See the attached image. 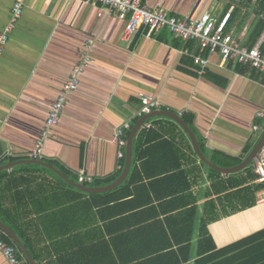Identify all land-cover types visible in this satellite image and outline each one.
I'll return each instance as SVG.
<instances>
[{"label":"crops","instance_id":"obj_1","mask_svg":"<svg viewBox=\"0 0 264 264\" xmlns=\"http://www.w3.org/2000/svg\"><path fill=\"white\" fill-rule=\"evenodd\" d=\"M17 1L23 5L22 14L0 55V168L4 167L0 169V221L16 234L34 261L127 264L136 254L148 257L152 247L133 248L123 235L155 219L166 229L174 228L176 221L169 222L170 226L166 219L188 209L177 211L176 203L167 204L172 199H186L196 207L193 231L179 238L182 245H190L184 264H203L198 263L202 259L204 264L246 261L249 256L241 252L233 257L216 252L264 228V205L256 202L261 183L253 161L230 173L212 169L170 115L147 117L133 139L126 178L136 167L134 176H141L142 182L135 192L142 201L153 199L150 206L131 207L132 199L125 206L117 202L97 205L91 194L110 192L124 181L109 191L87 193L50 167L77 184L100 187L113 183L112 178L118 173L120 177L126 164L129 134L147 114H139L143 95L160 102L153 112L169 111L181 117L210 162L221 168L235 167L248 157L264 132V118L256 116L264 108L263 73L239 71L238 66L247 65L225 59L220 52L210 53L197 40H180L167 27L149 33L141 26L125 40V20L87 0H0V31ZM258 2L142 0L147 7L177 17L193 19L209 12L247 48ZM88 42L91 62L80 73L60 122L44 144L42 158L27 157ZM198 56L207 60L201 71L195 61ZM124 122L130 127L124 131L125 145L119 146L114 130ZM142 131L147 133L143 138L151 140L142 146L138 158L135 145ZM8 149L12 157L4 155ZM263 154L264 143L258 156ZM233 159L242 161L222 165ZM178 173L173 185L157 184L162 179L157 177ZM127 209L131 210L119 214ZM205 230L215 250L205 241ZM2 233L7 235L0 229L2 238ZM19 249L17 255L25 264L28 260ZM0 264H9L1 251Z\"/></svg>","mask_w":264,"mask_h":264},{"label":"built area","instance_id":"obj_2","mask_svg":"<svg viewBox=\"0 0 264 264\" xmlns=\"http://www.w3.org/2000/svg\"><path fill=\"white\" fill-rule=\"evenodd\" d=\"M87 1L98 3L101 9L105 10L107 13L116 14L118 17L125 20L123 31L125 40H130L141 26L147 28L149 33L167 27L180 40H197L201 48L207 49L210 53L220 52L225 59H231L237 63L247 65L252 69L259 70L264 75V52L261 51V42L263 41L264 35L252 47H242L233 33L226 30L225 23L223 21L219 22L209 12H203L199 17L189 19L188 17L169 15L158 8L147 7L142 3V0ZM22 10L23 5L20 1L13 4L10 18L0 31V55L16 22L22 14ZM90 46L88 42L84 52L79 55L78 61L71 70L68 81L63 84L59 95L53 101L41 129L40 136L34 147L27 153V157L31 159L42 158L44 144L51 137L53 128L60 122L68 97L79 84L80 73L83 72L91 62L89 53ZM195 61L200 66V71L203 70L207 63L206 59L199 56L196 57ZM159 104L160 102L157 99L148 95H143L141 97V110L139 114L149 113L158 107ZM256 116L264 118V108L258 111ZM129 127L130 124L124 122L115 128L114 140L119 146L125 145L123 135L125 129ZM254 129H257V126H254ZM4 155L12 157L14 153L11 149H8ZM118 156H122V153L119 152ZM254 172L257 181L264 184V154L255 158ZM80 179L83 181L85 177L82 175ZM256 202L260 205H264V186L260 189L256 197ZM0 251L9 264H21L16 247L6 242L1 237V234Z\"/></svg>","mask_w":264,"mask_h":264},{"label":"trees","instance_id":"obj_3","mask_svg":"<svg viewBox=\"0 0 264 264\" xmlns=\"http://www.w3.org/2000/svg\"><path fill=\"white\" fill-rule=\"evenodd\" d=\"M254 10L257 15H256V20H254L252 24V32H250L249 35V39H248L249 47H252L264 32V0H259L257 7ZM261 15L263 17H261ZM227 24L228 22L226 23V25ZM226 30L228 29L226 28ZM261 51L264 52V38L263 41L261 42ZM238 67H239L238 68L239 71L245 70L250 72H256L255 69L252 68L249 69V67L247 66L246 67L238 66ZM186 121L189 122V120L187 119ZM145 134L147 133H145L144 131L140 132L138 137V142L136 141L135 152H136V157L138 158H141V154L139 151L141 150L142 146L146 142H150L151 140L147 136L146 139H144L143 137L145 136ZM241 161L242 159H233L232 161L222 165L226 167L235 166L239 164ZM135 173H136V167L132 169L129 176L115 190L105 193H99V194H91L93 201L97 205H105V204H109L110 202H117V205L125 206L128 205V203H130L131 201H134L131 207L135 206L134 208H141L142 206H150L153 199L149 198L146 199V201H142L139 199V193L135 192L137 191V188L141 186L140 182H142V177L139 175L134 176ZM179 174L181 173H178L176 175L169 174V175H165L164 177H157V178H162L157 181V184L162 185L165 183L164 181H166V183H170V185H173L175 182H177L178 180L177 176ZM119 175H120L119 173L116 174L112 178V180H116L119 177ZM169 177L173 178V180H171L172 182L168 180ZM184 183L185 186L188 187V184L185 181V179H184ZM131 185L136 187L130 189L129 186ZM263 186L264 184L261 183L260 187L262 188ZM170 189L175 190L173 186ZM129 199L132 200L128 201ZM179 201L181 205H179ZM187 202L188 200L186 199H182V202L181 199H172L167 202L168 205H172V203H176V206H178L176 208L177 211L188 209L183 213H180L178 215L166 219L168 224L169 222L176 221L174 228L169 224L171 228L166 229L164 227V224H162V222H160L158 219H155V221H153L152 224L147 223L149 225L143 224L140 225L139 227H136L137 229L136 228L129 229L127 233L123 235L128 239L129 245H131L133 248L134 247L137 248V246L152 247L151 250L148 253H146L149 254L148 257H145L146 255L144 254H136L133 258L129 259L131 261L132 260L134 261H132V263L129 262L127 264H184L185 263V261L188 258V254L186 252L190 251V245H182L181 243L184 241H181L179 238H184L185 233H187V231L189 233L193 231L194 216L196 211V207H193L192 203H187ZM130 210L131 209L120 211L119 214L122 215L124 212ZM200 220L202 221V225L204 228L205 220L202 217L200 218ZM204 233H205V241L210 243L209 244L210 250H215V245L213 243V239L211 235L208 234L207 230H205ZM2 236L5 240L13 243V241L7 235L2 233ZM159 241L161 242V244L156 245V243ZM134 242L138 244L134 246ZM174 243L177 245H174ZM15 246L18 248L17 245ZM237 252H241L243 255L247 254L249 256L248 258L246 257V261H241V264H264V228L246 236L245 238L235 243H232L231 245L226 246L223 249L218 250L216 253L217 254L228 253L230 254V256L236 253L238 256H240L241 254H238ZM198 263L204 264L205 259L200 260ZM25 264H28V262L25 261Z\"/></svg>","mask_w":264,"mask_h":264},{"label":"water","instance_id":"obj_4","mask_svg":"<svg viewBox=\"0 0 264 264\" xmlns=\"http://www.w3.org/2000/svg\"><path fill=\"white\" fill-rule=\"evenodd\" d=\"M158 113H164L167 115H170L171 117H173L182 127L183 129L190 135L191 140L193 142L194 148L197 152V155L199 156V158L206 163L207 165H209L212 169L222 172V173H230V172H235L241 168H244L246 165H248L251 161H253L257 156H258V152L260 150V148L262 147L263 143H264V132L262 134V137L260 139V141L256 144V146L253 148V150L251 151V153L248 155V157L239 165L232 167V168H221L216 166L215 164H213L212 162H210L204 155L203 153L200 151L199 145L197 143V140L195 138V136L193 135L192 131L190 130V128L187 126V124L182 120L181 117H179L178 115H176L173 112H169V111H155V112H151V113H147L146 115H144L142 118L139 119V121L134 125V127L132 128L129 137H128V146H127V157H126V164L124 167V170L121 174V176L115 180L113 183L106 185V186H100V187H91V186H86L85 184H77L73 181H71L70 179L67 178V176L64 173H61L60 171H58L57 169H54L53 167H50L53 169L54 172H56L62 179H64L66 182H68L70 185L80 189L81 191L87 192V193H98V192H104V191H109L112 190L113 188L117 187L118 185H120L126 178L128 172H129V168H130V163H131V158H132V145H133V139L135 137V134L138 130V128L143 124L144 120L154 114H158ZM34 162H39V163H43L37 160H34ZM45 164V163H43ZM4 167H1L0 169H2ZM0 229L2 231H4L9 237H11V239L19 246V248L21 249L23 255L27 258L29 264H37L31 253L29 252V250L27 249V247L21 242V240L16 236V234L10 229L8 228L6 225H4L1 221H0Z\"/></svg>","mask_w":264,"mask_h":264}]
</instances>
